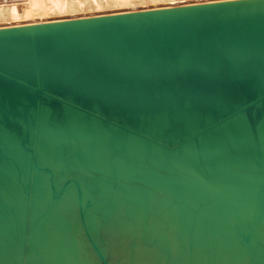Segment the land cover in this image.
I'll list each match as a JSON object with an SVG mask.
<instances>
[{"label":"bare ground","instance_id":"6f19581e","mask_svg":"<svg viewBox=\"0 0 264 264\" xmlns=\"http://www.w3.org/2000/svg\"><path fill=\"white\" fill-rule=\"evenodd\" d=\"M235 1L0 0V30ZM95 125L89 154L73 151L89 134L76 123L56 129L60 144L37 122L6 148L0 264H264V174L247 134L175 143Z\"/></svg>","mask_w":264,"mask_h":264},{"label":"water","instance_id":"95a60500","mask_svg":"<svg viewBox=\"0 0 264 264\" xmlns=\"http://www.w3.org/2000/svg\"><path fill=\"white\" fill-rule=\"evenodd\" d=\"M37 122L45 145L69 123L89 131L80 155L99 149L96 123L175 143L243 133L264 174V0L0 30V160Z\"/></svg>","mask_w":264,"mask_h":264}]
</instances>
